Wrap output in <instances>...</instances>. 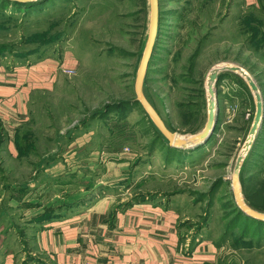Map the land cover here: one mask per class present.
<instances>
[{
  "label": "rangeland",
  "instance_id": "1",
  "mask_svg": "<svg viewBox=\"0 0 264 264\" xmlns=\"http://www.w3.org/2000/svg\"><path fill=\"white\" fill-rule=\"evenodd\" d=\"M39 5L0 1V65L34 67L36 87L15 134L17 157L0 155V243L9 231L17 254L31 247L37 226L25 212L53 195L48 183L68 199L90 191L111 197L121 212L148 204L172 209L186 251H213L206 264H264V226L236 223L231 185L243 155V198L264 209V0H159L162 22L143 89L177 137L204 129L209 73L243 70L218 76L215 128L185 149L169 146L132 104L149 0ZM244 71L263 101L259 130L249 138L256 102Z\"/></svg>",
  "mask_w": 264,
  "mask_h": 264
},
{
  "label": "crops",
  "instance_id": "2",
  "mask_svg": "<svg viewBox=\"0 0 264 264\" xmlns=\"http://www.w3.org/2000/svg\"><path fill=\"white\" fill-rule=\"evenodd\" d=\"M33 68L0 65V132L5 136L0 155L17 157L15 134L29 117L30 97L36 88ZM41 170L47 171L44 166ZM45 184L46 193L53 195L25 212L37 226L31 247L17 254V239L5 231L0 264H206L212 260L209 247L205 254L186 251L177 215L170 208L148 204L121 212L111 207V197L99 200L90 191L81 199H68V192Z\"/></svg>",
  "mask_w": 264,
  "mask_h": 264
},
{
  "label": "water",
  "instance_id": "3",
  "mask_svg": "<svg viewBox=\"0 0 264 264\" xmlns=\"http://www.w3.org/2000/svg\"><path fill=\"white\" fill-rule=\"evenodd\" d=\"M12 2H18V3H30L35 2L37 0H9ZM159 0H149V23H148V32H147V38L145 42V46L141 55V59L136 71L135 76V82H134V93H135V102H138L140 106L143 108L149 119L152 121V123L155 125V127L158 129V131L163 135V137L168 141L169 146L175 147L178 149H185L187 147H194L198 144L205 141L207 138H209L215 128L216 124V102H215V90H214V84L216 83L218 76L221 74V72L224 71H243L240 67H230L223 69L221 71L213 69L207 78V121L205 124L204 129L195 134L190 136L188 140H184L182 138L177 137L178 135L172 131H170L167 126L165 125L163 119L159 115V113L156 111V109L153 107V105L149 102L147 97L144 93V81L145 77L148 71L149 64L151 62L153 53H154V47L157 40L158 35V27H159ZM239 73V72H238ZM244 74L240 73L248 82L251 91L254 94L255 102H256V112L253 119V123L251 125L250 131H249V137H254L260 127V124L263 119V101L262 97L259 93V89L257 85L254 83V81L251 79L249 75L244 71ZM214 98V99H213ZM248 140V139H247ZM254 139L250 143H248V151L250 150ZM247 142V141H246ZM245 142V144H246ZM245 156L239 155L234 172L231 176V185L233 189V196L235 203L237 205V208L246 216L257 220L264 222V213L257 211L250 207L244 200L242 192H241V185H240V172L241 167L243 164Z\"/></svg>",
  "mask_w": 264,
  "mask_h": 264
},
{
  "label": "trees",
  "instance_id": "4",
  "mask_svg": "<svg viewBox=\"0 0 264 264\" xmlns=\"http://www.w3.org/2000/svg\"><path fill=\"white\" fill-rule=\"evenodd\" d=\"M0 1L3 2L4 4H6V6H11V7H15V8H22L23 6L36 5V4H38V5L41 4V5L44 6V5H46V2L48 0H37L35 2H30V3H18V2H12V1H9V0H0ZM52 1H54V0H52ZM159 22L160 23L162 22L161 13L159 15ZM155 46H156V44H155ZM154 50H155V47H154ZM198 51H199V49H198ZM153 56H154V53H153ZM153 56H152V58H153ZM191 59H194V57H192ZM151 61H152V59H151ZM224 75L225 74H221L220 75V78H222ZM132 104H134V105H140L138 102H135L134 100H133ZM4 142H5V139H0V147L3 146V143ZM241 172H242V170H241ZM83 200H85V199H83ZM135 200H142V198H138V199H135ZM247 200H248V198H247ZM134 203L135 202H133V204ZM247 203L249 204L250 207H252L253 209H255L257 211H260V212L261 211H264V209L261 206H258L256 203H251L249 200L247 201ZM236 210H237V215H236V218H235L236 219V223H239L241 220L244 219L246 221H249V220L253 221L254 222V225H256V228H258V229H261V227L264 226V222L254 220V219H252V218L244 215L237 207H236ZM235 219H234V221H235Z\"/></svg>",
  "mask_w": 264,
  "mask_h": 264
},
{
  "label": "bare ground",
  "instance_id": "5",
  "mask_svg": "<svg viewBox=\"0 0 264 264\" xmlns=\"http://www.w3.org/2000/svg\"><path fill=\"white\" fill-rule=\"evenodd\" d=\"M226 69V68H225ZM214 99V98H213ZM254 139V138H253ZM185 140V139H184Z\"/></svg>",
  "mask_w": 264,
  "mask_h": 264
},
{
  "label": "built area",
  "instance_id": "6",
  "mask_svg": "<svg viewBox=\"0 0 264 264\" xmlns=\"http://www.w3.org/2000/svg\"><path fill=\"white\" fill-rule=\"evenodd\" d=\"M89 264V263H88Z\"/></svg>",
  "mask_w": 264,
  "mask_h": 264
}]
</instances>
